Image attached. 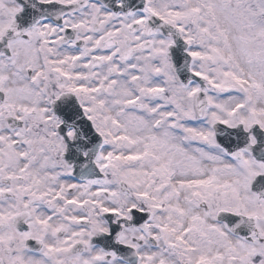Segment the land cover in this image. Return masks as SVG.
Segmentation results:
<instances>
[{
    "label": "flooded vegetation",
    "instance_id": "1",
    "mask_svg": "<svg viewBox=\"0 0 264 264\" xmlns=\"http://www.w3.org/2000/svg\"><path fill=\"white\" fill-rule=\"evenodd\" d=\"M235 2L248 8L241 17ZM218 4L0 0V38L8 39L2 53L7 78L0 96V264H91V249L101 250L107 262L118 258L93 238L110 233L111 223L122 224L119 220L132 207L146 205L135 199V204L111 208V220L103 206H92L90 185L101 179L75 173L76 165L90 163V154L69 152L72 145L80 149L81 144L67 142L74 140L77 128L64 129L60 114L74 113L82 121L88 117L99 130L95 116L114 102L122 124L149 126L152 117L161 114L166 115L165 128H170L177 125L175 115L181 108L169 101L188 96L196 108V97L204 92L207 107L196 114L211 117L218 107L213 102L216 93L231 97L232 86L227 85L235 65L230 23L243 33L240 40L249 47V66L264 75V0H227L220 15ZM227 9L229 16L224 14ZM252 9L255 13L247 15ZM173 47L204 79L185 84L177 78ZM95 161L104 170L103 149ZM132 228L140 231L129 226L121 235ZM220 235L226 245L227 234L221 230ZM256 239L264 244L259 230L251 239L244 238L251 244Z\"/></svg>",
    "mask_w": 264,
    "mask_h": 264
},
{
    "label": "rangeland",
    "instance_id": "2",
    "mask_svg": "<svg viewBox=\"0 0 264 264\" xmlns=\"http://www.w3.org/2000/svg\"><path fill=\"white\" fill-rule=\"evenodd\" d=\"M218 3L220 15L227 0H218ZM234 7L239 17L248 9L245 4L236 2ZM254 13V9L247 11V15ZM224 14L229 16L228 9ZM229 31L234 37L235 65L230 72L231 84L227 85L232 86L231 97H224L220 91L216 93L213 102L216 101L218 107L211 117L199 118L188 96L179 102L169 101L171 105L180 103L181 108L175 115L179 116L177 125L170 128H165L166 115L161 114L152 117L151 124H145L147 127L133 122H129L132 125L122 124L114 102L108 104L103 114L95 116L99 130L107 135L108 145L103 157L107 160L104 170L108 177L91 183L92 206L125 207L135 204L137 199L154 212L148 231L132 228L120 236L121 241L137 248L141 255L139 264H215V261L219 264H247L249 261L264 264L262 242L256 239L250 244L233 236L227 226L217 220L221 208L258 215L259 234L264 236V199L251 190V180L264 171V164L247 152L240 160L230 157L216 143L213 129L216 120L231 125L243 120L248 128L254 122L264 125V97L257 95L256 99L248 92L250 85L264 93V75L255 74L249 66V47L240 40L243 33L232 23ZM5 62L1 54L0 88L7 78ZM212 107L213 104L209 106ZM159 118L162 123L157 127L155 121L158 119L157 124ZM121 180L128 184L129 192L121 191ZM162 204L169 211L165 213ZM92 206L91 214L95 211ZM211 230L225 232L227 244L213 243ZM150 235L158 240L156 246L149 241ZM185 235L189 241L184 239ZM133 237L144 241L136 243ZM203 241L207 242L205 246H194L202 245ZM90 254L94 256L90 258L91 264H126L119 258L107 262L101 250L91 249Z\"/></svg>",
    "mask_w": 264,
    "mask_h": 264
},
{
    "label": "water",
    "instance_id": "3",
    "mask_svg": "<svg viewBox=\"0 0 264 264\" xmlns=\"http://www.w3.org/2000/svg\"><path fill=\"white\" fill-rule=\"evenodd\" d=\"M7 39L2 38L0 40V51L5 49L7 50ZM173 54V67L177 73L178 78L184 82L189 83L191 80L198 78L195 74H193L190 70L189 61L186 62L182 60L181 51L174 50ZM3 93L0 92V96ZM206 105V99L203 95H199L197 99V106L200 112L203 107ZM65 120L68 122L70 120L74 121V118L65 115ZM76 125L79 133L76 134L77 141L80 143H92L97 141L99 144L101 143V139L96 133L92 123L90 121L85 122V127L80 124H69ZM214 127L216 129L217 140L218 142L225 147L229 153L234 155L235 157H241L240 150L248 149L253 155L258 159L264 161V129H262L258 124H255L252 127V132L256 135L258 139V143L253 145L250 140V131H246L243 123H239L235 127H229L222 122H215ZM79 139V140H78ZM84 145H81L83 148ZM99 175L90 174V177H100ZM124 185V184H123ZM252 189L258 193L261 197H264V174L256 175L254 180L252 181ZM152 213L149 211H137L133 210V216L130 220L126 219L127 225L136 224L144 229L147 228V222L151 219ZM219 219L226 221L229 226L237 233L244 236L252 233L256 228V217H249L243 214H237L230 211H221L219 213ZM123 226L112 225V234H109L107 237L103 235L101 238H96V240L104 245L105 248L109 250H116L119 256L123 257L131 264L138 263V254L136 250L128 245L118 242V237L122 230ZM248 264H254L253 262H249Z\"/></svg>",
    "mask_w": 264,
    "mask_h": 264
}]
</instances>
